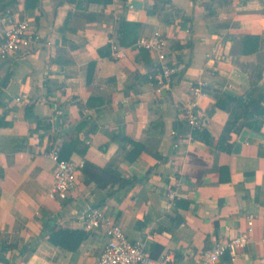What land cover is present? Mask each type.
I'll return each instance as SVG.
<instances>
[{
  "label": "crops",
  "instance_id": "crops-1",
  "mask_svg": "<svg viewBox=\"0 0 264 264\" xmlns=\"http://www.w3.org/2000/svg\"><path fill=\"white\" fill-rule=\"evenodd\" d=\"M79 1L0 0V29L13 13L39 36L28 51L0 59V264H91L106 237L81 222L89 205L105 206L153 257L173 251L184 261L218 237L238 234L253 213L249 245L237 259L225 255L216 264H264V123L260 132L234 130L233 147L219 146L235 105L225 95H249L264 105V0H139L141 8L132 0ZM157 30L180 67L160 94L149 77L156 58L136 48L138 38ZM111 37L126 58L112 59ZM200 80L205 94L194 103L208 142L184 122V140L175 146L171 132ZM244 130L255 136L238 148ZM77 138L87 150L68 158L88 164L59 203L48 196L55 165L45 150ZM130 140L143 147L132 160ZM133 176L141 181L116 184ZM175 180L169 211L161 191ZM62 229L85 237L77 248L53 242L50 233Z\"/></svg>",
  "mask_w": 264,
  "mask_h": 264
},
{
  "label": "built area",
  "instance_id": "built-area-1",
  "mask_svg": "<svg viewBox=\"0 0 264 264\" xmlns=\"http://www.w3.org/2000/svg\"><path fill=\"white\" fill-rule=\"evenodd\" d=\"M38 34L33 29L27 18H21L16 14H7L2 19L0 29V59H6L15 52L28 51L38 40ZM111 45V57L114 60L126 58L129 52L114 39L109 40ZM168 40L160 32L154 31L149 36H141L136 41L137 49H145L154 55L157 64L149 77L157 94L170 88L174 77L179 72L177 62L171 61L167 53ZM207 82L200 80L192 87V102L186 104L181 112V120L186 123L191 132L201 130L204 119L195 108V103L205 94ZM18 101L21 97L17 96ZM173 135L178 139L174 145H180L184 136L173 128ZM55 165L54 182L48 196L61 203L69 198L71 190L78 186L77 175L84 166L83 162L62 158L60 148L57 145L45 150ZM179 182L177 180L168 183L166 187L164 207L172 210L176 205ZM81 222L88 231H101L106 241L100 255L91 264H216L220 258L230 255L232 260L239 257V252L245 249L252 240L254 232L255 215H246V227L234 236L218 237L212 247L191 261L179 259L173 251H168L160 257H153L150 249L144 241H132L128 238L122 226L107 212L105 206L89 205L80 216Z\"/></svg>",
  "mask_w": 264,
  "mask_h": 264
},
{
  "label": "trees",
  "instance_id": "trees-1",
  "mask_svg": "<svg viewBox=\"0 0 264 264\" xmlns=\"http://www.w3.org/2000/svg\"><path fill=\"white\" fill-rule=\"evenodd\" d=\"M91 0H80L78 5H82L84 2L88 3ZM155 7L152 9H148L149 13L155 12ZM120 35L124 32V20L121 22V26L119 29ZM227 99H232L235 102V105L233 106L231 110L230 117L224 127L223 133L219 137V146L228 149L233 147L235 143V137L233 136L232 132L235 130L236 134L241 132L245 128H249L255 132H260L262 124L264 123V105L261 104L260 101L255 100L249 95H240V96H232V95H225ZM226 98L221 97L217 101V105L223 107L225 105L224 101H226ZM27 113L29 115H32V111L30 107H27ZM5 124L4 122H0V125ZM174 128L178 131V133H182L184 131V122L177 120L175 122ZM196 131L194 133L195 138H200L206 142H208L209 139V132H207L205 129L201 130H194ZM130 142L133 144L134 149L132 152L135 153H129L128 157L129 159H134L137 157L139 152L142 150V145L139 144L136 141L130 140ZM82 145V146H81ZM87 150V144H85L80 139H74L71 142L64 143L63 147L60 150V154L62 158H68L72 154V152H77L80 154H84ZM87 161H84V166L82 168L83 171H85L87 167ZM150 173V171H149ZM141 181V179H138L137 177H131V178H124L120 177L116 184L118 187H124L129 185H135ZM85 237V233L80 231H72L67 229L57 230L50 233V239L53 242H59L63 245H70L73 244V246H70L72 248H77L81 240ZM76 239V241L73 243V241ZM9 247V246H8Z\"/></svg>",
  "mask_w": 264,
  "mask_h": 264
},
{
  "label": "water",
  "instance_id": "water-1",
  "mask_svg": "<svg viewBox=\"0 0 264 264\" xmlns=\"http://www.w3.org/2000/svg\"><path fill=\"white\" fill-rule=\"evenodd\" d=\"M131 4H132L133 7H136V8H141L142 5H143L142 1H139V0H132L131 1ZM248 134L251 135V136H255V133L254 132H250L249 133V131L244 130L243 133H242V135H241V137H240V142L237 144V147L238 148L241 146V143L245 140V137ZM167 185L168 184L166 183L165 186L162 188V191H161L162 196H164L165 188L167 187ZM0 251H1V247H0Z\"/></svg>",
  "mask_w": 264,
  "mask_h": 264
}]
</instances>
